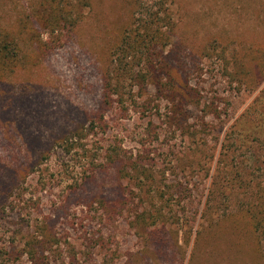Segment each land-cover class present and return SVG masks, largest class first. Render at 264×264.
I'll return each mask as SVG.
<instances>
[{
    "label": "rangeland",
    "instance_id": "1",
    "mask_svg": "<svg viewBox=\"0 0 264 264\" xmlns=\"http://www.w3.org/2000/svg\"><path fill=\"white\" fill-rule=\"evenodd\" d=\"M33 1L0 0V33L20 46L17 65L0 71V206L7 204L3 220L0 214V264H33L20 252L35 236L51 238L43 256L50 264H264V233L260 244L240 211L264 189V83L239 91L221 76L212 51L195 72L180 64L209 47L213 36L229 39L237 50L263 40L264 0L172 3L170 73L187 78L193 99L215 98L218 118L205 122L191 107L185 126L170 127L167 102L155 90L143 97L127 79L123 91L131 111L108 110L107 132L98 130L86 149L71 152L60 140L101 108L103 69L129 22L132 0H93L75 28L52 36L27 21ZM143 1L156 8L160 0ZM144 98L151 103L143 104ZM113 147L123 158L150 154L153 182L121 173L104 156ZM24 171L21 190L10 196ZM171 183L183 195L166 207L155 191ZM22 190L25 214L12 204ZM141 205L170 212L157 227L137 229ZM100 236L104 249L95 243ZM10 244L18 247L14 255Z\"/></svg>",
    "mask_w": 264,
    "mask_h": 264
},
{
    "label": "trees",
    "instance_id": "2",
    "mask_svg": "<svg viewBox=\"0 0 264 264\" xmlns=\"http://www.w3.org/2000/svg\"><path fill=\"white\" fill-rule=\"evenodd\" d=\"M92 1L37 0L35 3L34 0L30 11L25 14L27 21L32 24L34 22L37 23L40 28L46 30L52 36L55 32L66 27L75 28L82 17L80 11L90 6ZM175 1L160 0L156 8L146 6L143 0H132L130 2L132 11L129 22L112 46L109 63L103 69L101 108L92 115L88 124L78 127L70 135L68 134L64 139L60 140L67 152L75 149L84 150L87 147V142L99 135L98 130L103 133L107 132L109 122L106 114L108 110L116 107L124 116L131 111L130 106H126L125 93L123 91V82L127 79H130L133 85L138 87L139 93L143 97L145 94L150 95V92L155 90V94L160 97V100L167 102L168 107H170L167 123L170 127L174 125L177 127L179 125L185 126L186 122L191 119V107L202 111V119L205 122H207V117H219V114H221L219 112L220 106L215 98L209 100L207 97L202 96L193 99L191 94L193 92L190 91L193 89L189 86L187 78L181 77L180 74L176 76V72H174L175 76L170 73V66L174 62L168 53L176 37V22L172 10V3H175ZM262 10L264 15V9ZM4 37L6 39L0 33V71L7 72L17 65L20 46L15 39L10 38L8 35H4ZM227 41L229 39H225L222 36H213L210 46L206 45L202 52L192 51V55L189 53L182 57L184 60L180 64L184 67L183 70L186 69L189 74L199 70L198 64L200 60L212 57L213 55L210 54L212 51L216 53L215 58L221 62L219 68L222 71L221 76L225 77L229 84L236 85L239 91H254L258 89L264 83V38L261 41L254 40L250 47L242 50L230 49ZM196 67L197 69L194 70ZM199 75L202 77L201 72H199ZM142 101L146 105L151 103L148 98H144ZM134 102L138 104L139 101L134 99ZM201 105H203L202 108ZM205 124L207 127L209 126V123ZM104 156L119 168L121 173L129 176L131 180L143 183V179L152 182L155 179V168L152 166L154 158H150V154H141L136 158H123L117 147H113L106 151ZM145 157L149 160L146 161ZM94 163L95 160L93 159L91 164ZM223 164L222 162L221 165ZM26 175L28 173L25 171L20 174L16 185L10 188V196L16 190H21V182ZM164 185L168 190H162V188L158 187L155 191L154 199L157 198L160 203L167 204L168 206L166 207H169L170 202L175 199L176 195H179V197L183 195V189L181 187L177 189L178 184ZM259 189L262 188L259 187ZM23 192L24 190H22L21 195L16 193V196L12 199V204H15L13 208L15 209L19 204L20 206L18 207L21 214H25L22 204V202L26 203L23 198ZM259 193L257 198L246 206L247 208L240 209L247 216L248 223L251 224L249 228L255 239H259L260 235L264 233V189L260 190ZM137 207L139 211H135V217L133 216L137 229L144 227L148 229L155 226L159 217L165 214L168 215L170 212L168 210L165 213V209H161L157 214L155 210L150 209L148 206L141 205ZM6 208L7 204L0 206L2 220L6 213ZM25 209L28 208L25 207ZM100 238L101 236L97 237L96 242H94L96 244L101 243L100 246L104 249V241L100 242ZM259 242L261 244L260 239ZM259 242L256 241V245L257 243L259 245ZM51 243V238L46 236L31 237L27 240L23 248L24 251L20 252V254L26 253L33 264H50L49 261L44 260L43 256ZM10 245L12 246H8V248L11 249V254L14 255L18 252L16 250L18 247L14 246V244ZM257 249L259 250L260 246Z\"/></svg>",
    "mask_w": 264,
    "mask_h": 264
}]
</instances>
